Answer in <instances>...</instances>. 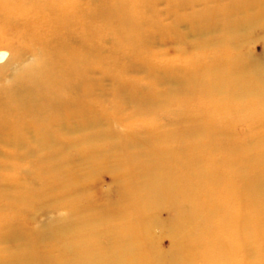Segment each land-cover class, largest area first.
<instances>
[{"label": "rangeland", "instance_id": "374dc122", "mask_svg": "<svg viewBox=\"0 0 264 264\" xmlns=\"http://www.w3.org/2000/svg\"><path fill=\"white\" fill-rule=\"evenodd\" d=\"M2 3L14 9L15 17L0 33V54L5 55L0 59V88L11 86L41 54H57L74 24L73 84L79 114L72 122L74 133L50 138L34 127L14 130L4 124L0 110V250L12 264H96L88 251L93 246H87L93 234L102 251L109 241H127L125 233L150 264H193L186 258L206 244L178 239V229L188 222L189 202L177 205L173 192L160 196L142 216L145 230L136 237L131 227L138 218L131 214L130 196L142 187L141 176L153 170L149 151L156 149L154 133L161 137L180 128L207 127L206 118L192 110L196 97L204 96V89L194 83V71L209 70L214 56L227 50L246 64L230 87L264 86V0ZM63 7L73 14L71 21ZM18 13L29 14L31 33H22L27 27ZM255 72L263 79L251 80ZM62 96L70 100L72 95ZM30 101L26 95L18 103L26 106ZM238 101L229 128V120L221 119L223 131H229L221 140L233 144L245 141L258 109L264 114V94L256 104L243 97ZM26 122L28 118L11 120L14 127ZM84 123L89 127L81 130ZM260 127L263 132L264 121ZM236 180L234 187L244 191L247 185ZM21 234L30 235L32 243ZM78 236L89 240L78 245ZM257 264H264V254Z\"/></svg>", "mask_w": 264, "mask_h": 264}, {"label": "bare ground", "instance_id": "6f19581e", "mask_svg": "<svg viewBox=\"0 0 264 264\" xmlns=\"http://www.w3.org/2000/svg\"><path fill=\"white\" fill-rule=\"evenodd\" d=\"M11 12L14 9H7L0 0V33L8 25L7 21L15 17ZM62 13L68 16V21L72 20L73 14L65 7ZM16 16L22 18L27 27V31L22 30V33H31L34 23L29 14L18 13ZM71 30L72 36L64 47L59 48L60 53L58 50L57 54L50 53L49 56L41 54L36 65L22 70L11 86L0 88V110L4 112V124L22 131L34 127L41 136L50 138L59 132L74 133L76 127L72 122L79 114L75 108L76 90L73 84L77 62L73 49L76 42L74 24ZM63 51H67V54L62 55ZM4 58L5 55L0 54V59ZM212 61L209 70L193 72L194 83L198 89H204V96L202 93L196 97L199 93H195L193 99L196 97L199 100L194 102L192 110L201 118H206L207 127L193 130L180 128L174 134L167 133L161 137L153 134L156 149L149 153L155 164L150 174L141 176L142 187L130 196L133 199L131 214L138 218L136 226L134 224L131 228L133 236L143 234L144 213L160 196L173 192L172 199L176 204L181 206L189 202L190 210L188 222L178 229V239L197 240L203 247L206 244L205 249L199 254H191L186 261L193 264L200 261L202 264H257L260 255L264 254V131H260L264 114H260L259 109L254 113L252 129L242 143L233 144L221 138L229 132L223 131L225 123L222 120H229L226 124L229 128L228 124L240 105L238 99H253L256 104L264 94V86L257 83L247 90L230 87L229 82L234 86L235 79L242 77L243 74L239 75V72L246 64L232 57L227 50L214 56ZM256 72L250 75L251 80L263 79L260 75L262 71L258 75ZM64 93L72 95L70 100L63 98ZM28 94L31 96L30 104L22 106L18 103L26 95L29 97ZM210 102L217 105L208 104ZM12 114L16 118H9ZM24 118H28L29 122L17 124L16 127L11 123V120L21 121ZM87 124L84 123L80 129H87ZM223 143L228 145L224 146ZM144 162L141 166H144ZM62 168L54 179H58ZM237 178L241 180V186L250 188L246 186L243 191V188L234 187ZM194 184L198 185L188 188V185ZM123 234L127 241L110 239L112 241L104 246L106 249L102 247V251L101 247L95 245L96 233L93 234L92 241L87 244L93 246L88 249L93 257H90L91 260H96V264H150L151 260L140 251L137 243L133 239L128 242L129 235ZM21 237L26 243H32L30 235L21 234ZM83 239L85 244L89 237L78 236L75 243L79 245ZM5 253L0 250V264H12V259ZM26 256L31 261V257Z\"/></svg>", "mask_w": 264, "mask_h": 264}]
</instances>
